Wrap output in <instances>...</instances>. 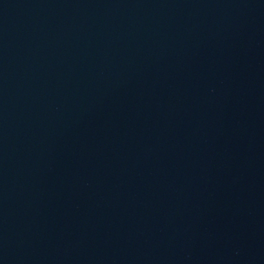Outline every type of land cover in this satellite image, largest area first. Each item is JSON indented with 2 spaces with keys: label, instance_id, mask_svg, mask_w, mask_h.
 <instances>
[{
  "label": "water",
  "instance_id": "water-1",
  "mask_svg": "<svg viewBox=\"0 0 264 264\" xmlns=\"http://www.w3.org/2000/svg\"><path fill=\"white\" fill-rule=\"evenodd\" d=\"M0 264H264V0H0Z\"/></svg>",
  "mask_w": 264,
  "mask_h": 264
}]
</instances>
